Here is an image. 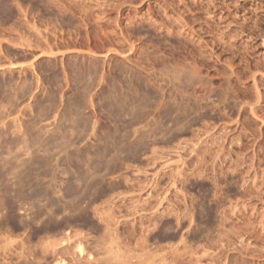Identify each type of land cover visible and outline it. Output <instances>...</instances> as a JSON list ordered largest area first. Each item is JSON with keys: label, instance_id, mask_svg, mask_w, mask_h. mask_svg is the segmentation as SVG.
I'll use <instances>...</instances> for the list:
<instances>
[{"label": "rangeland", "instance_id": "1", "mask_svg": "<svg viewBox=\"0 0 264 264\" xmlns=\"http://www.w3.org/2000/svg\"><path fill=\"white\" fill-rule=\"evenodd\" d=\"M0 139V264H264V0H0Z\"/></svg>", "mask_w": 264, "mask_h": 264}, {"label": "bare ground", "instance_id": "2", "mask_svg": "<svg viewBox=\"0 0 264 264\" xmlns=\"http://www.w3.org/2000/svg\"><path fill=\"white\" fill-rule=\"evenodd\" d=\"M9 97H10V96H9ZM6 98H7V97H6ZM0 140H1V139H0ZM13 146H14V145H13ZM10 149H11V148H10ZM104 155H105V154H104ZM3 160H4V159H3ZM98 167H99V166H98ZM89 181H90V180H89ZM90 182H91V181H90ZM87 183H88V182H87ZM94 184H95V183H94ZM103 185H104V184H103ZM108 185H109V184H108ZM85 186H86V184H85ZM104 187H106V186H104ZM88 188H89V187H88ZM100 188H101V187H100ZM93 189H95V188H93ZM93 189H92V191L94 192ZM83 190H84V189H83ZM97 190H98V189H97ZM95 191H96V190H95ZM88 193H89V192H88ZM88 193H87V194H88ZM97 193H98V191H97ZM101 193H102V192H101ZM103 193H104V192H103ZM92 194H94V193H92ZM85 195H86V194H85ZM88 195H89V194H88ZM100 196H101V195H100ZM57 207H58V206H57ZM85 207H87V206H85ZM86 209H87V208H86ZM85 214L87 215V213H85ZM53 244H54V243H53ZM14 245H15V244H14ZM81 247H82V246H81ZM81 247H80V250H79L80 253H82L83 250H84V249L81 248ZM78 248H79V247H78ZM46 249H47V248H46ZM53 250H54V249H53ZM49 252H50V251H49ZM20 254H21V253H20ZM20 254H19V255H20ZM53 254H54V253H53ZM50 255H51V254H50ZM66 257H67V256H66ZM75 258H76V257H75ZM82 259H83V258H82ZM56 262H57V261H56ZM66 264H67V263H66Z\"/></svg>", "mask_w": 264, "mask_h": 264}, {"label": "flooded vegetation", "instance_id": "3", "mask_svg": "<svg viewBox=\"0 0 264 264\" xmlns=\"http://www.w3.org/2000/svg\"><path fill=\"white\" fill-rule=\"evenodd\" d=\"M89 223H91V222H90V218H89V216H88V218L85 217V225H89Z\"/></svg>", "mask_w": 264, "mask_h": 264}]
</instances>
